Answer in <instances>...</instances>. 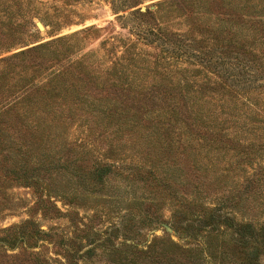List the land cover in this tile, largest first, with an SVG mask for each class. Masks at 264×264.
<instances>
[{
  "label": "trees",
  "instance_id": "obj_1",
  "mask_svg": "<svg viewBox=\"0 0 264 264\" xmlns=\"http://www.w3.org/2000/svg\"><path fill=\"white\" fill-rule=\"evenodd\" d=\"M118 1L124 3L126 0ZM138 5V1H134L130 8ZM163 5L197 7L206 33L213 37L187 39L156 23L149 10L136 9L131 13L134 30L146 44L160 50L152 61L136 47L127 45L124 53L115 57L112 66L100 70L94 62L95 67L88 68L86 57L94 54H82L72 59V55L77 54L74 51L77 44L69 41H77V34L59 39L53 50L47 49L49 45L40 44L14 56L24 59L32 53L40 59L48 57L54 63L45 81L26 84L28 80H23L21 89L0 114L1 128L19 134L15 141L6 137L8 133L0 131V152L12 153L11 160L4 158L1 161L4 176L34 188L38 207L51 208L62 214L41 181L44 175L50 179L61 173L63 165L57 164L56 160L33 159L34 154L45 155L42 149L46 142L44 132L48 131L50 135L56 124L63 127L54 135L57 148L69 146V122L63 119L62 105H66L70 119L75 120L76 113L83 112L86 117L76 118L80 123L88 125L95 119L99 123L107 121L104 132L110 135L107 136L109 157L74 174L78 188L72 191L70 201L94 198L101 192L100 186L104 187L113 175H121L126 181L151 189L152 193L159 191L163 199L173 197V202L181 206L174 211L175 216L184 215V211L196 203L179 194L178 185L183 186L186 181L183 178L176 180L171 174L172 169L180 168L175 160L163 159L165 153L175 155L180 151L186 154L196 149L198 161H190L194 169L208 176L214 175L217 181H221L220 177L225 173L228 176L227 171L231 170L218 169L222 167L220 159L225 158L229 146L241 148L247 141L248 153L244 157L254 156L257 163L253 173L243 175L246 185L240 196L249 195L254 184L257 185V194H264V0H256V6L252 0L243 6H238L237 0H166ZM89 31L94 28L83 33ZM126 132L131 136L128 139L131 145L149 148L156 159L149 161L151 156L147 159L134 155V164L122 162L125 148L122 141ZM251 137L253 140L250 141ZM63 138L65 143L61 141ZM70 161L67 159L65 163ZM163 168L167 176L160 174L159 170ZM236 170L241 171L242 166L236 165L233 172ZM62 194L65 197L66 191ZM138 200L134 199L135 202ZM146 200L152 208L155 199L142 198L139 202ZM224 209L222 205L205 209L206 216H198L197 221L191 225L186 223V227L178 220L177 229L187 234L192 231V238L204 232L209 247L206 256L210 254L216 259L221 256L216 264H261L264 259V223H238L231 214L224 213ZM143 222L145 224L147 220ZM222 225L231 230V238ZM125 227L127 229L125 223L115 225L112 227L113 238L93 241L86 250L73 247L66 256L75 262L82 260L91 264L95 250L101 247L119 257L120 261H126L125 264H148L154 260L158 264H181L173 254L167 255L166 261L161 260L162 255L156 252L159 243H163L160 239L149 243L143 250L136 245L117 243V237L123 236ZM10 230L16 231L0 239L5 246L26 245L31 240L37 244L41 237H50L33 222L13 226ZM132 231L133 228L128 227V233ZM214 233L216 236H211ZM212 239L217 241L216 247L209 246ZM169 245L173 252L182 250L172 238ZM225 245L232 246L231 254L239 258L240 263L225 258L224 250L218 247Z\"/></svg>",
  "mask_w": 264,
  "mask_h": 264
},
{
  "label": "rangeland",
  "instance_id": "obj_2",
  "mask_svg": "<svg viewBox=\"0 0 264 264\" xmlns=\"http://www.w3.org/2000/svg\"><path fill=\"white\" fill-rule=\"evenodd\" d=\"M134 1H138V7L130 8ZM165 1L126 0L121 3L118 0H0V114L3 107L13 99V95L21 89L20 84L23 80L29 81L26 84H36L45 81L47 74L50 73L54 63L48 60V57L40 59L36 54L28 53L24 59L14 58L20 52H28L29 49L40 44L49 45L47 49L53 50L56 47L54 43L56 44L59 39L77 34V41L75 39L69 41L77 44L74 50L77 54L72 55V59L82 54L92 53L94 54L92 57H86L85 65L88 68L95 67L93 66L95 62L100 70L112 66L115 57L121 56L127 45L136 47L137 51L152 61L160 54V50L146 44L134 30L131 13L136 9L142 12L149 10L156 23L167 28L169 32L187 39L213 37L212 34L206 33V27L199 19L200 10L197 7L162 6ZM237 3L238 6H243L244 3L249 4V0H237ZM252 3L256 6V0H252ZM252 10L256 12V8ZM38 23L43 25L44 31L38 29ZM90 27H93L94 31L83 33ZM207 44H209L208 41ZM62 109L64 110L63 119H68L69 122L67 125L69 146L57 148L54 135L63 127L60 128L56 124L50 135L48 131L44 132L43 137L46 142L42 149L45 155H33L34 161L56 160L57 164L64 167L65 171L60 170L61 173L52 175L50 179L44 175L41 181L44 188L46 187L54 197L52 203H56L62 214H57L51 208L38 207L34 188L26 187L5 177L3 171L5 168L2 167L1 161L4 158L11 160L12 153L0 152V239L16 231L10 230L11 227L22 226L26 222H33L38 229L41 228L52 238L50 240V237H41L37 244L34 240L26 245L16 246H5L0 243V264H85L82 260L72 261L69 256H66L68 251L73 247L86 250L93 241L113 238L115 232H112V227L124 225V223L127 225L126 232L122 231L123 236L117 237V243L136 245L143 250L149 243L160 239L163 243H159L156 252L162 255L161 260L166 261L169 258L167 255L173 254L177 257V262L181 264L193 262L216 264L221 256H217V259L210 257V254L206 256V250L208 252L209 247L207 246L208 238H205L204 232H199L196 238L194 236L192 238L190 237L192 231L187 234L184 230L177 229L178 220L184 222L183 226L186 223L191 225V222L198 220V216L207 215L205 209L209 210L222 205L225 208L224 213L231 214L238 223L251 222L259 225L264 223V194H257V185H253L249 195L240 196L246 185L242 180L243 175L253 173L257 163L254 156L244 157V154L248 153L246 151L248 141L243 143L241 148L234 149L233 146H229L225 158L220 159L222 167L218 169L231 170L227 171L228 176L225 173L223 177H220L221 181H217L214 175L208 176L194 169L190 161L197 160L196 149L186 154L180 151L175 155L165 153L163 159L175 160L180 168L172 169L171 174L175 175L176 180L183 178L186 181L185 185H178L179 194L188 201L196 203L191 206V209L185 210L184 215L175 216L174 211L181 209V206L173 202V197L167 196L163 199L159 191L152 193L151 189L143 188L140 183L126 181L121 175H113L104 187L100 186L102 190L94 198L70 201L72 191L78 188V185H75L78 180L73 179L74 174L81 173V170L92 166L94 162L109 157L107 136L110 135L104 132L107 121L99 123L95 119L86 125L87 123L76 120L79 117H86L83 112H77L73 120L67 113L66 105H62ZM0 131L8 133L9 136L6 137L15 141L19 136L14 130L5 131L1 126ZM127 134L128 132L124 134L122 141L125 146L122 162L134 164L136 161L133 158L134 155L147 159L151 156L149 161L156 159L149 148L141 149L136 144L131 145L132 142L128 141L131 136ZM61 141L65 143V138ZM67 159L71 161L66 164ZM229 162L234 165H230ZM173 164L171 162L172 166ZM239 164L242 170L233 172V168ZM164 170L165 168L160 169V174L167 176ZM63 174L66 175L65 178ZM63 191H66L65 197L61 196L64 195ZM66 195L69 196L66 197ZM137 198L139 200L154 198L155 204L149 208L150 202L147 200L135 202L134 199ZM47 207L50 205L48 204ZM144 220H147L145 224ZM128 227L133 228L131 234L128 233ZM221 228L227 230L223 225ZM227 231L231 238V230ZM216 234L211 236L214 237ZM171 238L181 246L182 250L172 251L169 245ZM212 245L216 247L217 241L212 239L209 246L212 247ZM218 247L224 250L225 258L234 259L240 263V259L234 258L231 254V245ZM166 249L170 252H166ZM261 262L264 264L263 258ZM125 263L126 261H120L119 257L106 252L101 247L95 250L91 261V264ZM148 264L158 263L154 260V263Z\"/></svg>",
  "mask_w": 264,
  "mask_h": 264
},
{
  "label": "water",
  "instance_id": "obj_3",
  "mask_svg": "<svg viewBox=\"0 0 264 264\" xmlns=\"http://www.w3.org/2000/svg\"><path fill=\"white\" fill-rule=\"evenodd\" d=\"M38 29L40 31H44V27H43V25L41 23H38Z\"/></svg>",
  "mask_w": 264,
  "mask_h": 264
}]
</instances>
